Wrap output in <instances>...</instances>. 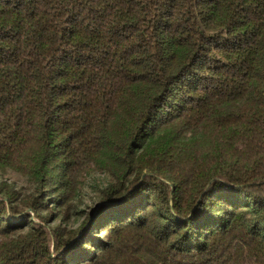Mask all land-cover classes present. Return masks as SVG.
Wrapping results in <instances>:
<instances>
[{"label": "trees", "instance_id": "1", "mask_svg": "<svg viewBox=\"0 0 264 264\" xmlns=\"http://www.w3.org/2000/svg\"><path fill=\"white\" fill-rule=\"evenodd\" d=\"M7 169L0 264H264V0H0Z\"/></svg>", "mask_w": 264, "mask_h": 264}, {"label": "rangeland", "instance_id": "2", "mask_svg": "<svg viewBox=\"0 0 264 264\" xmlns=\"http://www.w3.org/2000/svg\"><path fill=\"white\" fill-rule=\"evenodd\" d=\"M108 181L109 176L107 174L93 172L85 176L83 187L71 201L62 207H55V203H50L52 209L50 218L52 219L49 220V223L51 222V226H59L61 230L66 232L78 229L88 213L96 206L100 197V190ZM0 183L13 187L19 195L31 194L35 188L29 178L10 169L0 170Z\"/></svg>", "mask_w": 264, "mask_h": 264}]
</instances>
